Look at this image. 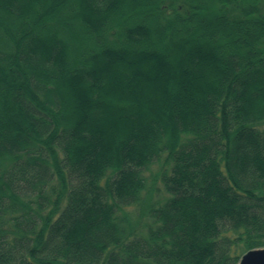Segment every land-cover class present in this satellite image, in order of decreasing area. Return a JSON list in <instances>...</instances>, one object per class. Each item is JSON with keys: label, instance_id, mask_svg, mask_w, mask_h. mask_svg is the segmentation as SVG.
I'll return each instance as SVG.
<instances>
[{"label": "trees", "instance_id": "16d2710c", "mask_svg": "<svg viewBox=\"0 0 264 264\" xmlns=\"http://www.w3.org/2000/svg\"><path fill=\"white\" fill-rule=\"evenodd\" d=\"M261 247L264 0H0V264Z\"/></svg>", "mask_w": 264, "mask_h": 264}, {"label": "water", "instance_id": "95a60500", "mask_svg": "<svg viewBox=\"0 0 264 264\" xmlns=\"http://www.w3.org/2000/svg\"><path fill=\"white\" fill-rule=\"evenodd\" d=\"M238 264H264V247L248 250Z\"/></svg>", "mask_w": 264, "mask_h": 264}, {"label": "rangeland", "instance_id": "374dc122", "mask_svg": "<svg viewBox=\"0 0 264 264\" xmlns=\"http://www.w3.org/2000/svg\"><path fill=\"white\" fill-rule=\"evenodd\" d=\"M157 169H158V165L155 164V165H153V166L150 168V170H148V171L145 172V175H146V177H147L146 180H147L148 183L150 182L151 174H154V173L157 171ZM158 184H159V183H157V185H158ZM161 194L164 196V192H163V191L161 192ZM135 215H136V210H135V209H132L131 212H130V217H131V219H134V218H135Z\"/></svg>", "mask_w": 264, "mask_h": 264}]
</instances>
